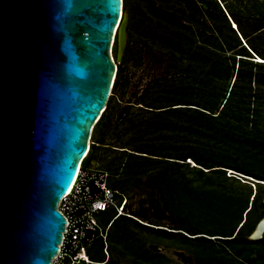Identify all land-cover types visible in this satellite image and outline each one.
Returning a JSON list of instances; mask_svg holds the SVG:
<instances>
[{
  "label": "trees",
  "instance_id": "obj_1",
  "mask_svg": "<svg viewBox=\"0 0 264 264\" xmlns=\"http://www.w3.org/2000/svg\"><path fill=\"white\" fill-rule=\"evenodd\" d=\"M140 1L123 0L126 46L82 162L126 202L98 213L106 239L79 264H171L159 245L195 264H264V234L250 239L264 219V0ZM130 68L147 75L125 99Z\"/></svg>",
  "mask_w": 264,
  "mask_h": 264
},
{
  "label": "water",
  "instance_id": "obj_2",
  "mask_svg": "<svg viewBox=\"0 0 264 264\" xmlns=\"http://www.w3.org/2000/svg\"><path fill=\"white\" fill-rule=\"evenodd\" d=\"M122 10L123 0H0V264L58 255L57 206L111 95ZM126 37L123 17L119 59ZM263 234L264 219L250 239Z\"/></svg>",
  "mask_w": 264,
  "mask_h": 264
},
{
  "label": "built area",
  "instance_id": "obj_3",
  "mask_svg": "<svg viewBox=\"0 0 264 264\" xmlns=\"http://www.w3.org/2000/svg\"><path fill=\"white\" fill-rule=\"evenodd\" d=\"M84 159L80 163L69 191L65 193L57 206V210L65 219V231L62 234L58 255L52 264H62L66 258L71 260V264H79L81 261L87 263L89 260L86 246L97 234L106 239L105 233H102L98 224V213L114 207L119 215L126 202L123 200L117 206L114 199L115 192L108 186L107 172L98 168H84L82 166ZM109 226L110 224L106 229Z\"/></svg>",
  "mask_w": 264,
  "mask_h": 264
},
{
  "label": "rangeland",
  "instance_id": "obj_4",
  "mask_svg": "<svg viewBox=\"0 0 264 264\" xmlns=\"http://www.w3.org/2000/svg\"><path fill=\"white\" fill-rule=\"evenodd\" d=\"M133 2H135V5L139 6L141 9L144 7V2H142L140 0H133ZM123 13H124L123 17L126 20V33H127V27H128L129 15H130L129 9H127L126 11L124 10ZM126 42H127V37H126ZM242 44L244 45L243 40H242ZM125 46H126V44H125ZM111 54H112L113 60L118 65L121 61L122 56L120 57V59L118 58L117 43L114 44V46L111 50ZM153 66H155V65H153ZM146 75H147L146 73L134 70L133 68H130L128 70V74H127V78H126L127 87L124 91L125 99H128L133 91L136 92L137 94L140 93V90L143 87L142 85L146 81ZM140 79H141V83H139ZM108 127H110V128H108ZM111 128H112V123H110L106 129H111ZM105 142L109 143V144H112L114 142V134L112 131L107 132V135L105 137ZM91 144H93V143L90 139V146H91ZM97 155L98 156L101 155V157H106V159H109V161L111 159V155H110V152L108 150L99 151V152H97ZM89 168H96V167L94 165H91V166H89ZM226 173H227L226 174L227 177L228 176H234L237 179H240V181H239L240 183L246 182V183L253 185L251 182H249L247 180H244V179H242L236 175L229 174L230 173L229 171ZM232 182L233 181H229L228 184H230ZM233 183L236 185V187H240V185H238L236 182H233ZM252 190H253V192H255V187L252 186ZM126 199H127V205H131L132 200H130L128 197H126ZM109 216H110V212L103 215L101 217V220H103L105 222L109 219ZM100 248H101V245L99 242H97L95 252H99ZM158 249H160V251H158V253L164 254L170 260L171 264H195L194 260L192 258H190L189 256H187L186 254H184V256H181L182 250H177V249H174L172 247H168L166 245H159Z\"/></svg>",
  "mask_w": 264,
  "mask_h": 264
},
{
  "label": "bare ground",
  "instance_id": "obj_5",
  "mask_svg": "<svg viewBox=\"0 0 264 264\" xmlns=\"http://www.w3.org/2000/svg\"><path fill=\"white\" fill-rule=\"evenodd\" d=\"M123 10H122V13H121V15H120V18H119V22H118V25H117V28L115 29V33H114V35H113V40H112V48H113V46H114V44H115V42H116V35H117V31H118V29H119V27H120V25H121V22H122V20H123ZM235 27V26H234ZM123 32V28H122V30H121V33ZM111 48V49H112ZM258 61H260V60H258ZM89 146H90V140H89ZM89 146H88V148H89ZM86 155H87V153H86ZM85 155V156H86ZM85 156L83 157V159L85 158ZM79 166H80V164H79ZM79 168V167H78ZM68 191H69V189H68ZM67 191V192H68Z\"/></svg>",
  "mask_w": 264,
  "mask_h": 264
},
{
  "label": "clouds",
  "instance_id": "obj_6",
  "mask_svg": "<svg viewBox=\"0 0 264 264\" xmlns=\"http://www.w3.org/2000/svg\"><path fill=\"white\" fill-rule=\"evenodd\" d=\"M90 149V148H89Z\"/></svg>",
  "mask_w": 264,
  "mask_h": 264
}]
</instances>
